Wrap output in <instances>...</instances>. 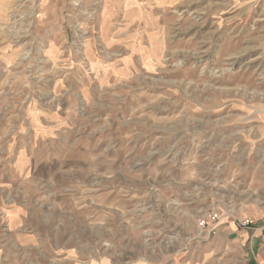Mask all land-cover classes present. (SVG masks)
I'll use <instances>...</instances> for the list:
<instances>
[{
    "label": "rangeland",
    "instance_id": "1",
    "mask_svg": "<svg viewBox=\"0 0 264 264\" xmlns=\"http://www.w3.org/2000/svg\"><path fill=\"white\" fill-rule=\"evenodd\" d=\"M256 213L264 0H0V264H264Z\"/></svg>",
    "mask_w": 264,
    "mask_h": 264
},
{
    "label": "crops",
    "instance_id": "2",
    "mask_svg": "<svg viewBox=\"0 0 264 264\" xmlns=\"http://www.w3.org/2000/svg\"><path fill=\"white\" fill-rule=\"evenodd\" d=\"M254 214V211H253ZM257 218H259V224L258 227H256V231L254 232L257 235V238L255 239L254 243L257 244L258 241H264V216H259L257 215V213L255 214ZM232 218L229 217L226 219V222H228L226 225L227 228L229 229V233H233L235 235H239L240 227L237 225V220H231ZM260 244L262 245V243L260 242Z\"/></svg>",
    "mask_w": 264,
    "mask_h": 264
},
{
    "label": "built area",
    "instance_id": "3",
    "mask_svg": "<svg viewBox=\"0 0 264 264\" xmlns=\"http://www.w3.org/2000/svg\"><path fill=\"white\" fill-rule=\"evenodd\" d=\"M215 216H211V219H214ZM255 220L250 219V218H238V223L242 228H248L250 227ZM204 225L206 224L205 222L203 223Z\"/></svg>",
    "mask_w": 264,
    "mask_h": 264
}]
</instances>
